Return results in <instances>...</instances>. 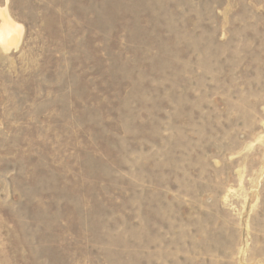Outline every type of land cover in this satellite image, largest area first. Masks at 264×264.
<instances>
[{"label":"rangeland","instance_id":"1","mask_svg":"<svg viewBox=\"0 0 264 264\" xmlns=\"http://www.w3.org/2000/svg\"><path fill=\"white\" fill-rule=\"evenodd\" d=\"M4 6L0 264H264V0Z\"/></svg>","mask_w":264,"mask_h":264},{"label":"bare ground","instance_id":"2","mask_svg":"<svg viewBox=\"0 0 264 264\" xmlns=\"http://www.w3.org/2000/svg\"><path fill=\"white\" fill-rule=\"evenodd\" d=\"M0 21V46L3 48L2 50L8 51L13 46L17 48L21 42L23 25L13 19L6 6L0 7Z\"/></svg>","mask_w":264,"mask_h":264}]
</instances>
